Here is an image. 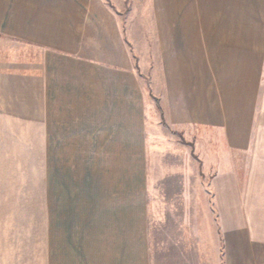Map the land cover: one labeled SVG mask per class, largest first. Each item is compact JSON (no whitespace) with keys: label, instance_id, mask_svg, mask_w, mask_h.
<instances>
[{"label":"crops","instance_id":"obj_1","mask_svg":"<svg viewBox=\"0 0 264 264\" xmlns=\"http://www.w3.org/2000/svg\"><path fill=\"white\" fill-rule=\"evenodd\" d=\"M151 3L162 63L148 98L102 0H0V40L17 47L0 58V136L39 121L64 170L73 204L57 264L61 246L63 264H264V223L233 164L259 116L264 1L241 16L231 0L216 18L197 16L203 0ZM161 112L171 130L222 137L225 161L151 144Z\"/></svg>","mask_w":264,"mask_h":264},{"label":"rangeland","instance_id":"obj_2","mask_svg":"<svg viewBox=\"0 0 264 264\" xmlns=\"http://www.w3.org/2000/svg\"><path fill=\"white\" fill-rule=\"evenodd\" d=\"M102 1L115 17V28L122 46L124 35L145 94L152 98L153 70H157L162 62L154 35L151 0ZM230 1L203 0L206 8L196 9V14L208 18L223 17L229 12L227 6ZM262 1L239 0L240 15H248L249 12L259 15ZM105 40V43L110 42L107 35ZM99 45L103 46L102 40ZM7 50H17V47L0 40V58L6 55ZM257 104L259 116L253 130V146L248 152L234 154L233 164L240 178L241 195H246L249 203L255 204L256 219L264 223L263 71ZM148 119L150 131L152 119ZM161 121L164 126L160 127L162 134H158L159 138L155 141L149 137L151 144L181 146L187 151L191 150L198 161H201L198 155L207 161H225L224 153L219 149V146L225 145V141L219 135L202 129L186 132L171 130L165 124L162 112ZM40 134L39 121H17L15 128L0 136V264H57L56 225L62 227L67 220L70 221L67 208H71L73 201L67 193L69 185L64 184V170L62 167L59 170L56 168V154L42 152L43 138ZM46 140L44 138L45 143ZM194 150L198 151L196 156ZM149 155L151 161L164 160L176 165L183 160V155L164 158ZM60 156L62 166L64 154ZM261 235L264 236V233ZM60 254V264H63L62 246Z\"/></svg>","mask_w":264,"mask_h":264},{"label":"trees","instance_id":"obj_3","mask_svg":"<svg viewBox=\"0 0 264 264\" xmlns=\"http://www.w3.org/2000/svg\"><path fill=\"white\" fill-rule=\"evenodd\" d=\"M173 134H175V135H176V133H175V132H173Z\"/></svg>","mask_w":264,"mask_h":264}]
</instances>
